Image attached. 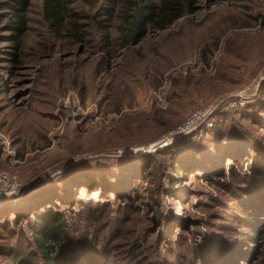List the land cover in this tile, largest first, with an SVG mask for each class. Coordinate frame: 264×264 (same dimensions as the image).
<instances>
[{
  "label": "rangeland",
  "instance_id": "rangeland-1",
  "mask_svg": "<svg viewBox=\"0 0 264 264\" xmlns=\"http://www.w3.org/2000/svg\"><path fill=\"white\" fill-rule=\"evenodd\" d=\"M73 1L115 8L108 42L31 0L13 61L0 22V264H45L41 205L77 239L58 264H264V0H196L127 46L120 0Z\"/></svg>",
  "mask_w": 264,
  "mask_h": 264
},
{
  "label": "trees",
  "instance_id": "trees-1",
  "mask_svg": "<svg viewBox=\"0 0 264 264\" xmlns=\"http://www.w3.org/2000/svg\"><path fill=\"white\" fill-rule=\"evenodd\" d=\"M112 1L115 4L116 0ZM195 2L196 0L117 1L120 6L117 38L121 39V46L140 42L150 27L161 30L173 24L176 19L183 17L186 11H193ZM30 5L31 0H0V22H3L8 31V39L14 45L13 61H18V51L23 45L25 33L30 29ZM114 9L112 6H102L89 17L73 0H41L40 15L47 32L58 38H70L75 42L84 40L83 28L86 24L82 20L91 18L95 21L102 40L108 42ZM2 90L0 83V92ZM142 174H145L144 169ZM41 206H44L41 210L31 211L35 218V249L45 264H58L59 257L65 253L71 242L77 239H71L66 233L61 213L52 207ZM253 231L258 232L255 229ZM17 262L30 263L26 258H19Z\"/></svg>",
  "mask_w": 264,
  "mask_h": 264
}]
</instances>
